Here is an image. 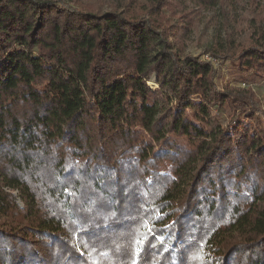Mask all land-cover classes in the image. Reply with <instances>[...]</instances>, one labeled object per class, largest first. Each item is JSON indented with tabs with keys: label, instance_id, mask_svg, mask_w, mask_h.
<instances>
[{
	"label": "trees",
	"instance_id": "1",
	"mask_svg": "<svg viewBox=\"0 0 264 264\" xmlns=\"http://www.w3.org/2000/svg\"><path fill=\"white\" fill-rule=\"evenodd\" d=\"M219 2L0 0V264H264L259 102L184 51Z\"/></svg>",
	"mask_w": 264,
	"mask_h": 264
},
{
	"label": "rangeland",
	"instance_id": "2",
	"mask_svg": "<svg viewBox=\"0 0 264 264\" xmlns=\"http://www.w3.org/2000/svg\"><path fill=\"white\" fill-rule=\"evenodd\" d=\"M69 4H83L91 6L93 10L106 13L114 9L132 13L146 0H54ZM195 11V29L184 46L185 54L200 56L202 60L211 62L218 72L216 83L219 91L225 87H235L253 92L259 102L260 111L257 118L264 129V78H254L251 73L250 80L239 72L238 60L231 58L226 61L223 56H233L252 42V38L264 30V0H221L212 8H199L190 4ZM175 34L184 30L178 19H172ZM178 48V46H177ZM249 75V74H248ZM246 76V75H245ZM155 76L149 81L152 90L159 88ZM216 115L217 110H213ZM189 115L191 113L189 112ZM227 124L236 126V123L248 124L245 116L240 117L238 111L233 116L229 110ZM233 116V117H232ZM17 195V192H14ZM22 205L21 201H19Z\"/></svg>",
	"mask_w": 264,
	"mask_h": 264
}]
</instances>
